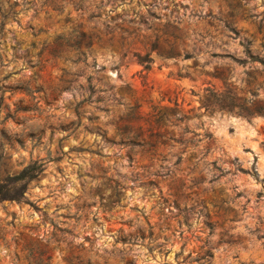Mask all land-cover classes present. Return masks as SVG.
<instances>
[{
	"label": "rangeland",
	"instance_id": "obj_1",
	"mask_svg": "<svg viewBox=\"0 0 264 264\" xmlns=\"http://www.w3.org/2000/svg\"><path fill=\"white\" fill-rule=\"evenodd\" d=\"M32 162L0 264H264V0H0V178Z\"/></svg>",
	"mask_w": 264,
	"mask_h": 264
},
{
	"label": "trees",
	"instance_id": "obj_2",
	"mask_svg": "<svg viewBox=\"0 0 264 264\" xmlns=\"http://www.w3.org/2000/svg\"><path fill=\"white\" fill-rule=\"evenodd\" d=\"M146 67L148 66V58H144ZM42 171V163L32 162L25 166L17 174H9L0 178V200H16L24 198V194L28 187V182L36 178Z\"/></svg>",
	"mask_w": 264,
	"mask_h": 264
}]
</instances>
